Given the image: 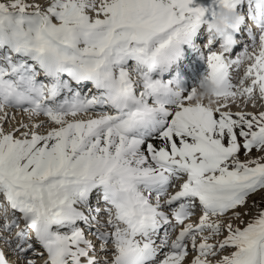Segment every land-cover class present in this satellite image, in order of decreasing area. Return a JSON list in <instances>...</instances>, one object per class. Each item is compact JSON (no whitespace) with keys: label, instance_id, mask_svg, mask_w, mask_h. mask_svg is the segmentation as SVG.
Returning <instances> with one entry per match:
<instances>
[{"label":"snow or ice","instance_id":"6c2138e0","mask_svg":"<svg viewBox=\"0 0 264 264\" xmlns=\"http://www.w3.org/2000/svg\"><path fill=\"white\" fill-rule=\"evenodd\" d=\"M192 3L0 0V264H264V0ZM222 3L252 60L206 32L213 106L152 73Z\"/></svg>","mask_w":264,"mask_h":264},{"label":"clouds","instance_id":"9594fccd","mask_svg":"<svg viewBox=\"0 0 264 264\" xmlns=\"http://www.w3.org/2000/svg\"><path fill=\"white\" fill-rule=\"evenodd\" d=\"M240 15L241 13L237 11L231 3H222L218 5L214 18L206 21V32H208L209 40H214V38L218 37L234 39L231 29L236 26ZM221 43H223V39H221ZM262 47H264V45H261L259 42H257V45L255 48L252 49V52L258 54ZM241 60L244 64L251 62V53L245 54L242 52ZM195 89L196 91L193 94L194 102L207 103L209 105L214 106V103L217 99L213 95L217 90L216 85L214 83L208 81L203 85L198 84Z\"/></svg>","mask_w":264,"mask_h":264},{"label":"rangeland","instance_id":"374dc122","mask_svg":"<svg viewBox=\"0 0 264 264\" xmlns=\"http://www.w3.org/2000/svg\"><path fill=\"white\" fill-rule=\"evenodd\" d=\"M29 2H36V0H29ZM193 3L190 5L192 7ZM204 7H207V4L204 5ZM242 105H233V110H236L238 107H241ZM253 107L255 109H253ZM262 107V105L260 103H256L252 106H250V110H253V111H258V109L260 110ZM236 108V109H235ZM253 156H256L258 155V153L256 152H253L252 154ZM241 158L243 159V155L241 156ZM264 193H261V192H257L256 194L254 195H251L249 198H248V203L247 205L244 207V208H240L239 211L244 213V212H247L248 214L243 216V219L245 221L249 220L252 216H254L257 211L261 208H264ZM198 213V212H197ZM11 258V256H10Z\"/></svg>","mask_w":264,"mask_h":264},{"label":"bare ground","instance_id":"6f19581e","mask_svg":"<svg viewBox=\"0 0 264 264\" xmlns=\"http://www.w3.org/2000/svg\"><path fill=\"white\" fill-rule=\"evenodd\" d=\"M34 1H35V0H34ZM235 109H236V108H235ZM253 109H255V108L253 107ZM249 110H250V109H249ZM258 110H259V109H258ZM252 111H253V110H252ZM19 118H20V117L17 116V119H19ZM42 119H43V118H42ZM193 219H194V218H193ZM91 234H92V232H91ZM86 235L88 236L89 239H93V238H94L93 236H90V235H89V232H86ZM37 262H40V261H39V258L37 259Z\"/></svg>","mask_w":264,"mask_h":264}]
</instances>
